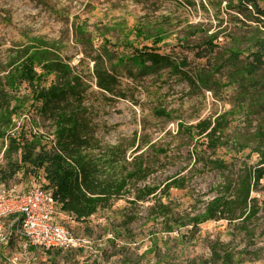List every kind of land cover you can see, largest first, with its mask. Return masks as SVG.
<instances>
[{
  "label": "rangeland",
  "instance_id": "374dc122",
  "mask_svg": "<svg viewBox=\"0 0 264 264\" xmlns=\"http://www.w3.org/2000/svg\"><path fill=\"white\" fill-rule=\"evenodd\" d=\"M193 1L194 5L186 0H0V70L11 54L9 49L42 37L56 44L61 56L77 71L89 76L93 67L91 56H95L103 39L111 42L109 47L114 46L111 47L114 51L127 55L132 54L133 49L119 45L123 37L130 41L131 47L151 46V40L136 34L140 26L150 27L155 33L162 30L163 40L157 44L159 51L185 56L191 67L208 66L227 58L231 48L246 50L247 36L261 24L239 13L234 7L237 0ZM230 1L234 2L233 7L228 6ZM253 14L256 16L255 12ZM77 28L82 35L76 33ZM197 28L203 32L193 35L192 31ZM213 35L217 48L207 54L201 48L202 43ZM83 38L90 39L91 45L82 44ZM249 52L246 50L240 58H249ZM227 71L224 69L216 75L220 84L210 91L194 90L182 77H170L166 70L159 76L154 74L133 81L123 68L121 87L131 86L137 103L112 97L89 79L91 87L85 104L95 137L100 141L95 144L96 158L101 154L100 146L116 144L126 149L128 162L141 155L151 175L145 182L138 183L137 188L146 184L162 185L167 176L182 172L187 179L185 187L172 188L169 198H161L182 216L179 223L187 221L188 214L202 212L204 202L217 194V187L224 179L220 171L204 166L202 156L222 158L237 166L242 162L255 165L259 158L252 152L257 144L252 136L258 126H264V111L249 113L255 101V84H248L251 93L244 97L238 83H229ZM259 78H264V71ZM32 90L26 81L9 90L14 97L13 105L21 97L27 100L24 110L14 116L12 131L17 134L23 129L28 135L43 133L51 146L53 122L38 112L40 103L33 100ZM158 107L173 112V119L154 115L153 110ZM225 113L230 114L231 120L226 132L228 145L215 152L205 150L203 138L191 139L179 129V123L191 125ZM246 138H250L249 146L242 149L241 143ZM7 143L0 139V183L27 188L35 176L19 172L6 181L1 179V172L7 168L4 157ZM18 156L14 155L13 159ZM114 160L117 167L124 162L120 157ZM262 184L264 186V179ZM138 192L142 191L112 200L109 207L99 209L84 222H77L58 206V221L74 236L87 238L90 243L86 249H36L32 257L23 258L19 243L14 239L3 248L0 264H13L11 260L15 258L18 259L16 264H223L213 259L211 246L217 241L222 244L221 254L226 251L234 254L232 264H264V187L252 191V196L260 201L261 211L258 219L247 224L249 233L243 231L240 223L227 220L207 221L197 228L178 224L168 233L163 221L150 215L152 211L157 213L150 209L155 201L137 200ZM133 217L135 220L130 222Z\"/></svg>",
  "mask_w": 264,
  "mask_h": 264
},
{
  "label": "trees",
  "instance_id": "16d2710c",
  "mask_svg": "<svg viewBox=\"0 0 264 264\" xmlns=\"http://www.w3.org/2000/svg\"><path fill=\"white\" fill-rule=\"evenodd\" d=\"M186 1L189 5H194L193 0ZM233 3L230 1L228 6L233 7ZM234 7H237L239 13H244L261 24L247 36L249 45L246 50L250 51L249 58H240L246 50L236 47L228 51L227 58L218 59L208 66L191 67V62L185 56L161 53L157 44L163 40L160 36L162 30L155 33L147 26L138 27L136 34L151 40V46L131 47L133 45L127 38L119 40V45H126L124 49H133L129 55L114 51L111 48L114 46L109 47L111 42L103 39L95 56H91L93 67L89 76L77 71L75 66L61 56V49L56 44L42 37L32 38L9 49L11 54L7 57L4 68L0 70V139L8 141L4 150L7 168L1 172V179L6 181L19 172L33 175L35 179L40 178L43 186L53 192L60 209L77 222H84L99 209L109 207L112 200L141 190L142 192L136 194V199L143 202L149 199L155 201L150 209L157 213L152 211L150 215L161 219L168 233L174 231L178 224L179 227L197 228L212 220L240 223L243 231L249 233L247 224L258 219L261 211L260 201L252 196V191L264 187V126H258L252 136V140L257 143L252 152L259 157L255 165L242 162L237 166L222 158L202 156L204 166L220 171L224 179L217 187V194L204 202L202 212L188 214V220L179 223L182 216L161 198H169L172 188H184L186 177L181 175L182 172H177L167 176L162 185L146 184L143 188H137L138 183L145 182L151 175L149 166L141 155L128 162L127 152L122 144L100 146L101 154L96 158L98 154L94 153L95 144L100 141L95 137L89 108L85 104L91 81L112 97L130 99L137 103L132 87H121L120 71L123 68H126L128 77L133 81L154 74L159 76L166 70L170 77H182L194 90L210 91L220 84L216 75L228 69L229 83H238L244 97L251 93L248 84H255V101L249 113L264 111V78H259L264 71V0H237ZM78 32L82 35L77 28L76 33ZM200 32H203L201 28L192 31L193 35ZM215 39L216 36L213 35L203 41L201 48L205 53H213L217 48ZM81 43L91 45L92 41L83 38ZM86 56L89 57L88 54ZM2 73L4 74L1 75ZM51 76L53 78L48 84ZM22 81L32 86V98L40 103L38 112L53 122L54 140L51 146L47 135L43 133L30 132L28 135L23 129L17 134L12 131L15 125L14 116L24 110L27 100L21 97L13 105L14 97L9 90ZM153 113L157 117L173 119V112L164 107L155 108ZM229 116V113H225L201 119L191 125L179 123V129L191 139L194 136L203 138L205 150L215 152L228 145L226 132L231 121ZM249 139H243L242 149L249 146ZM196 152L199 157L200 153L197 150ZM17 154L18 158L13 159ZM101 157L103 158L99 163ZM116 157L124 160L119 167L114 165ZM134 220L133 217L130 222ZM221 245L217 241L211 246L213 259L223 264L234 263L232 252L220 253Z\"/></svg>",
  "mask_w": 264,
  "mask_h": 264
},
{
  "label": "built area",
  "instance_id": "2783aa9c",
  "mask_svg": "<svg viewBox=\"0 0 264 264\" xmlns=\"http://www.w3.org/2000/svg\"><path fill=\"white\" fill-rule=\"evenodd\" d=\"M57 208V199L40 178L27 188L0 183V261L3 248L14 239L23 258L32 257L36 249H86L89 240L65 228L57 219Z\"/></svg>",
  "mask_w": 264,
  "mask_h": 264
}]
</instances>
